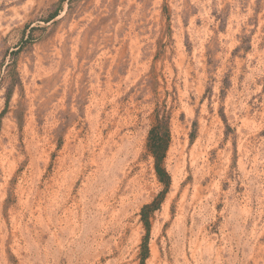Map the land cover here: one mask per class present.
I'll return each mask as SVG.
<instances>
[{
	"label": "rangeland",
	"instance_id": "1",
	"mask_svg": "<svg viewBox=\"0 0 264 264\" xmlns=\"http://www.w3.org/2000/svg\"><path fill=\"white\" fill-rule=\"evenodd\" d=\"M0 264H264V0H0Z\"/></svg>",
	"mask_w": 264,
	"mask_h": 264
},
{
	"label": "trees",
	"instance_id": "2",
	"mask_svg": "<svg viewBox=\"0 0 264 264\" xmlns=\"http://www.w3.org/2000/svg\"><path fill=\"white\" fill-rule=\"evenodd\" d=\"M161 123L154 126L150 131L148 147L150 151L155 156L156 160V171L161 181L166 185L170 184V176L168 175L166 168L163 166L164 159L166 157V152L169 146L170 131L167 128L165 132L161 130ZM155 204L146 205L144 210L147 208L154 207ZM147 226H149V221L147 218L144 219Z\"/></svg>",
	"mask_w": 264,
	"mask_h": 264
}]
</instances>
